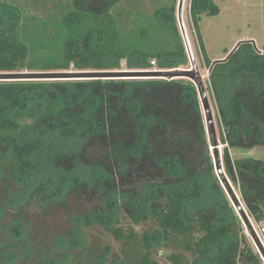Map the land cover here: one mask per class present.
<instances>
[{
  "label": "trees",
  "instance_id": "trees-1",
  "mask_svg": "<svg viewBox=\"0 0 264 264\" xmlns=\"http://www.w3.org/2000/svg\"><path fill=\"white\" fill-rule=\"evenodd\" d=\"M122 1L0 0V73L188 69L178 0L151 16L118 11ZM219 1L192 0L191 17L219 111L223 167L260 226L264 160L234 158L232 150L264 148V53L247 41L225 60L208 58L200 24L221 13ZM46 177L57 181L55 200L32 219L23 207L12 216L13 195ZM126 182L131 188L121 190ZM41 190L43 183L30 198ZM208 192L225 200L226 216L202 209ZM95 199L102 207L90 208ZM149 219L155 233L137 232ZM97 223L121 244L116 264H160L156 244L177 247L171 264H187L185 253L207 264H263L216 174L192 81H0V264H10L12 249L19 264H53L58 244ZM25 224L23 240L6 241ZM110 250L94 235L68 264H104Z\"/></svg>",
  "mask_w": 264,
  "mask_h": 264
},
{
  "label": "rangeland",
  "instance_id": "rangeland-1",
  "mask_svg": "<svg viewBox=\"0 0 264 264\" xmlns=\"http://www.w3.org/2000/svg\"><path fill=\"white\" fill-rule=\"evenodd\" d=\"M4 1L9 3L10 2L19 3L22 0H4ZM179 1L180 0H178L177 3V15H178ZM67 2L68 0H50V4L52 5L55 3L65 4ZM171 4H172L171 0H123L120 3V5L117 7V10L133 11L134 15H136L139 12H144L147 15L151 16L158 8L164 6H171ZM191 4H192V0H186L184 18H185V23L189 34V38L191 41V45L193 48V52L195 55V59L197 62V67L200 74L203 77V81L206 87V82L207 81L209 82L210 71L206 66L203 51L200 46V42L198 40L195 27L193 25V21L191 17ZM218 5L221 9V13L218 16H214V17L203 16L200 24L201 33L204 40V45L208 58L212 62L225 60L239 43L247 42V41L254 42L256 44L257 49L264 53V0H224V1H219ZM227 52H229V54H227ZM122 69L123 70L119 72H130V70H127L126 65H124ZM183 70H192L191 62H190V67L188 69H183ZM70 72H76V71H70ZM123 76L124 77H118L120 78L118 80H150V79H159V80H168V81L178 80V79L189 80L186 77L171 79V78H164L157 76L147 77V78L132 77L129 76V74H124ZM48 81H52V80H48ZM58 81H67V80H58ZM207 94L214 114V121H215L216 133H217V145H218L216 147L212 144L207 130L209 151L214 160L216 148H218V153L221 158L223 172L229 182V185L234 191L235 196L242 204L239 190L236 187H234V185L230 182L223 167L224 146H222L221 141H219L220 134L218 128L219 124L217 121V117L219 116V111L216 102L213 96L211 95V92L208 91ZM202 113L205 121V126L207 129L206 117L203 110ZM232 156L234 158L236 157L255 158V159L264 160V148L246 150L244 152H237L236 150H232ZM65 166L71 168L69 165H65ZM215 171H216V167H215ZM216 174L218 176L217 171ZM50 178L52 177H46L42 180L33 182V185L28 186V188L26 187L27 188L26 191L24 192L22 191L14 194L11 202V207L9 209L10 214L13 216L15 213H17V211L21 207H23L25 208V211L28 212L29 218L32 219L34 216H36L37 212L39 211L40 204L55 200L52 198L56 197L55 191L57 187L56 186L57 181L56 180L52 181V179L50 180ZM218 178L220 180L222 188L224 189V192L226 194L230 206L234 209V212L239 216L236 210L237 208L235 206V203L232 200L224 182L221 180L219 176ZM42 183H43V190H41L33 199H31L30 191H33L34 189L37 188L39 184ZM138 185L140 186L142 184L140 183ZM128 187L129 185L127 184V182L124 183V187L123 185L122 186L120 185L121 190L123 189L126 190L131 188ZM22 189H24V187ZM200 204L203 210L209 212L212 211L214 212L213 214L216 213L218 214V216H222V215L226 216L225 214L228 213L224 205L225 200L221 197V195L219 196L218 194L216 195L211 192H208L204 196V198H202ZM102 205L103 204L101 203L100 199L97 200L95 199L94 201H92L90 208H100L102 207ZM243 208L245 209L244 206ZM247 215L249 216L248 213ZM12 216H10L9 219ZM119 220L122 226L128 225L130 223L129 218L124 211H122L121 214L119 215ZM250 220L253 224V227L255 228L256 234L258 235L261 244L264 247V224L259 226L256 225L251 218ZM135 229L139 233H143L146 231L153 234L155 233L157 226L154 224V222H152L149 219L147 221H144L141 225L136 226ZM20 230L22 231L21 232L22 236L16 237L14 234L8 232L7 235L8 238H6V241L17 240L18 242H20L21 240H23L25 238V235L29 231V227L28 225L25 224ZM244 234L247 236L253 251L259 254L264 264V257L262 256L261 251L257 247L250 230L245 225H244ZM94 235L100 236L104 248L109 247L111 249L106 257V260L104 261V264H116L115 255L120 252L121 244L109 232L105 230L102 224H98V223L92 227L81 226L72 242L66 241L61 245L58 244V246L56 247V255H53L51 258L52 263L53 264L70 263L71 262L70 258L72 257V253L79 252L80 250H83L84 248L89 246L92 240V236ZM176 250L177 247L175 246L174 247L172 246L170 249H166L156 244L155 259L158 260L160 264H171L168 257ZM8 253H9L8 257L11 258L10 264H19V260H20L19 251L12 249ZM215 253L216 251L214 249H211L209 250L208 256H213ZM185 256L188 260V262H186L187 264H207L206 258L194 257L191 253H185Z\"/></svg>",
  "mask_w": 264,
  "mask_h": 264
},
{
  "label": "water",
  "instance_id": "water-1",
  "mask_svg": "<svg viewBox=\"0 0 264 264\" xmlns=\"http://www.w3.org/2000/svg\"><path fill=\"white\" fill-rule=\"evenodd\" d=\"M185 3L186 0H180L179 1V7H178V23L179 27L182 33V36L185 41V45L187 48V52L189 55V59L192 65V70H183V69H176V70H151V71H130V72H25V73H0V81H56V80H118L120 78L118 77H124V74H129V76L132 77H164V78H171V79H177V78H183L186 77L190 81H192L199 93L202 110L206 117V124H207V130L208 135L210 137V140L214 146L217 145V133H216V127H215V121H214V114L213 110L210 104V100L207 94V90L205 87V83L203 81V77L200 74L197 62L195 59V55L193 52V48L191 45V41L189 38V34L187 31L185 18H184V10H185ZM215 167L216 171L218 173V176L221 178V180L224 182L232 200L235 203L236 210L239 214V217L243 224L250 230L253 239L255 240V243L259 250L262 253V256L264 257V247L261 244L258 235L256 234L255 228L253 227V224L247 215V212L243 208V205L239 202L237 197L235 196L234 191L232 190L231 186L229 185V182L223 172L222 164H221V158L218 153V148H216L215 152Z\"/></svg>",
  "mask_w": 264,
  "mask_h": 264
}]
</instances>
